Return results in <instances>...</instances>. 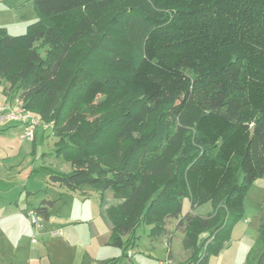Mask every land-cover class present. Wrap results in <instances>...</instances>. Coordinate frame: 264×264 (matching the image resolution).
<instances>
[{"label": "trees", "instance_id": "obj_1", "mask_svg": "<svg viewBox=\"0 0 264 264\" xmlns=\"http://www.w3.org/2000/svg\"><path fill=\"white\" fill-rule=\"evenodd\" d=\"M33 1L25 33L0 28V82L53 123L73 169L52 180L122 199L107 214L110 244L126 249L143 223L166 235L189 198L176 227L186 264H209L264 176V0Z\"/></svg>", "mask_w": 264, "mask_h": 264}, {"label": "rangeland", "instance_id": "obj_2", "mask_svg": "<svg viewBox=\"0 0 264 264\" xmlns=\"http://www.w3.org/2000/svg\"><path fill=\"white\" fill-rule=\"evenodd\" d=\"M37 20L33 0H0V28L9 34L25 33ZM99 32L97 27L72 56L89 46ZM40 50L43 53L46 47ZM20 94L7 80H1L0 102L23 105ZM18 99L20 102H16ZM31 113L41 120L33 140L23 137L21 125L10 127L15 121L0 125V264H96L97 260L111 264L188 263L192 251L185 249L184 233L176 227L192 212L189 198L184 199L178 218L166 220V235L151 237L153 225L143 223L127 249L110 244L114 227L106 207L114 204L113 191L102 195L92 186L72 190L54 182L53 172L69 173L73 166L55 152L59 138L53 134V123ZM116 201L119 204L123 200ZM41 205L48 207L47 218L36 210ZM213 210L209 201L196 206L193 213L207 216ZM263 225L264 176L248 191L242 216L233 223L223 250L210 256L209 264H257L264 250Z\"/></svg>", "mask_w": 264, "mask_h": 264}, {"label": "built area", "instance_id": "obj_3", "mask_svg": "<svg viewBox=\"0 0 264 264\" xmlns=\"http://www.w3.org/2000/svg\"><path fill=\"white\" fill-rule=\"evenodd\" d=\"M10 102V100L3 103L0 102V125L3 126L6 123L15 121V123L23 127V137L33 140L37 126H39L41 123L40 118L32 114L31 111L25 109L22 104L13 107L12 105H10ZM16 102H20L19 99ZM11 113H13V115H10ZM33 214L35 213L31 212V215ZM34 221L35 224L37 222V219H34ZM162 264L164 263L162 262Z\"/></svg>", "mask_w": 264, "mask_h": 264}, {"label": "crops", "instance_id": "obj_4", "mask_svg": "<svg viewBox=\"0 0 264 264\" xmlns=\"http://www.w3.org/2000/svg\"><path fill=\"white\" fill-rule=\"evenodd\" d=\"M9 126H10V125H9ZM10 127L17 128V127H19V126L13 123L12 126H10ZM257 180H258V179H257ZM257 180H256V181H257ZM115 200H117V199H116V198L114 199V204H112V205H117L118 202H117V201L115 202ZM112 205H111V206H112ZM106 208H108V207H106ZM102 262H104V261H102ZM102 262H99V260H97V261H96V264H111L110 262H105V263H102Z\"/></svg>", "mask_w": 264, "mask_h": 264}]
</instances>
